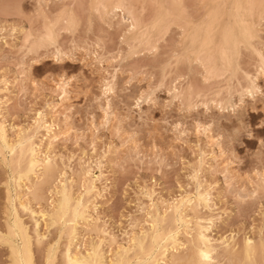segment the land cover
Segmentation results:
<instances>
[{"label":"rangeland","instance_id":"1","mask_svg":"<svg viewBox=\"0 0 264 264\" xmlns=\"http://www.w3.org/2000/svg\"><path fill=\"white\" fill-rule=\"evenodd\" d=\"M5 3L19 7L6 10L3 6ZM37 3L43 6L39 9L42 13L29 23L24 17L36 11ZM89 3V0H0V116L3 115L0 117V124H4L2 125L5 127L6 140H16L17 135L24 137L31 130L29 134L33 133L37 112L42 113L44 122L47 126L49 124L48 129L59 139L53 145L54 148H50L53 150L50 154H53L57 166L56 171L51 174L52 180L42 181L45 184L42 185V178H38V175L36 177L41 183L37 193L41 196L38 197V202L36 199L30 201V204V197H25L24 189L18 190L14 187V171L10 172L0 161V264H14V255L11 252L14 240L9 233L11 217L8 212L7 191L13 196V189H17L16 193L24 195V199L28 200L29 209L37 214L38 211L44 212L52 206L56 198L54 189L59 187L58 183L70 187L75 196L84 186L91 185L90 187L95 189L90 192L91 196L90 193H82L84 200L89 199L87 207L91 208L86 209L84 217L89 215L87 221L91 224L87 225L88 222L85 224L81 219H77L79 222L76 221V228L79 235L71 245V251L83 253L88 249L87 246L98 240L96 245L101 247L99 249L104 253V257L111 258L115 247L125 245L135 232L138 234V231L147 229L150 216L156 213L166 218L169 215L166 209L168 206L175 205L181 198L192 197L196 185V181L191 179L192 172L198 168L201 169L197 180L210 193L209 207L200 210V216L211 217L210 238H232L238 249L245 238L259 245L264 240V192L253 190L256 189L254 182L257 181L258 174L264 172L257 154L260 136L264 135L257 125L264 118V111H254L252 104L254 102L258 109H264V104L260 103L259 98L253 101L244 94L245 103L241 105L237 92L246 86V81L240 78L242 73H255L257 57L253 49L264 55V28H261V16L255 13L250 20L254 25L251 39L253 48L240 46L233 61L234 66L239 68V73L235 75L237 79L229 73L212 78L205 77L194 57L191 66L185 60L179 69L175 67L176 61L172 59V54L183 53L182 45L191 46L188 38H184V33L177 27L172 26L169 29L166 39L161 35L162 30L150 32L147 48V45L133 42L132 35L126 33L128 22L125 15L119 11L109 13L108 16L100 15L93 11ZM144 6L146 9V4ZM184 7L186 14L193 17L203 12L200 0H184ZM66 10L75 14V21L68 27L63 21L56 25L50 24L56 37L58 36L55 48L40 45L30 52L22 49L23 39L29 35V29L32 32L29 40L39 38L44 33L42 19L46 17L53 22ZM146 11L142 13L143 17H149L151 13L149 9ZM73 43L77 45L75 51H72ZM57 48L65 56L72 51V56L57 62L53 59ZM153 48L157 51L153 52ZM98 58L101 60L98 61ZM169 62L171 67H167ZM181 76L184 79H180ZM105 82L110 83L111 87L107 93L103 88ZM62 83L65 89L63 95L57 90ZM257 84L264 86L262 77H258ZM173 86L179 90L186 86L191 87V101L186 104L185 101L170 97L169 92H172ZM228 86L231 87L230 98L225 93ZM219 90L220 93L214 101L222 100L220 108L213 101L215 93ZM141 93L145 94L143 102L134 108L133 105L141 98ZM165 101H171L166 109ZM141 113L145 114L143 119ZM241 114L243 122L253 129L255 140L245 137V152L249 155L245 157V152L237 151L238 159L233 160L229 154L221 155V145L233 123L239 122L238 115ZM153 120L158 122L153 123ZM39 129L31 139L32 143L37 142L35 145L39 144V137L44 133ZM238 148L239 145L236 146V149ZM5 154L3 152L2 156L6 158L7 163L10 156ZM224 169L225 172L222 171ZM225 175L229 177L224 178ZM231 176L233 178H230ZM33 178L32 176L30 180L29 177L27 182L23 180L21 186L29 187L36 180ZM31 187L32 185L29 188ZM146 193L153 200L147 198ZM160 202L168 206L158 205ZM91 204L95 205V210ZM15 206L16 216L30 237L32 263L62 264L61 252L66 242L59 233L62 229L60 222L53 226L54 229L45 227V223L37 217L38 232L47 238L41 240V245L34 246V237L31 235L32 221L27 213L20 211L16 203ZM184 214L186 223L182 226V231L188 233L192 215L188 212ZM93 223L100 232L105 233L104 236H100L99 231L93 228ZM171 225L169 224V227ZM167 227L168 225L165 229ZM110 240H113L112 243ZM177 241L178 246H173V250L172 245L166 246L164 257L160 256V251L156 252L159 264L162 261L167 263L171 251L178 255L190 254L188 247L182 242L181 234ZM164 244L166 243L163 242L162 245ZM49 249L50 251H47ZM258 254L261 253H256L253 264L264 263L262 256ZM236 257L239 262L235 257L236 260L233 258L226 261L225 258L228 257L222 256V264H233V261L234 264L243 263L241 257Z\"/></svg>","mask_w":264,"mask_h":264},{"label":"bare ground","instance_id":"2","mask_svg":"<svg viewBox=\"0 0 264 264\" xmlns=\"http://www.w3.org/2000/svg\"><path fill=\"white\" fill-rule=\"evenodd\" d=\"M89 2H90L89 3L90 6L94 9L93 11L100 13V15L104 14V15L108 16L110 14L116 13L115 11H119L122 15H125L127 18V22H128L126 33L131 34L132 35L131 40L135 43H138V44H144V45L149 44L150 32H152V31H158L159 32V31L163 30L161 28V22H163L165 27L167 26V24H172L173 26L177 27L180 30L183 29L182 32L184 33V38L185 37L188 38V41L191 44H192V36L197 35L198 36V42L195 46V53L196 54L193 56L194 57L193 59L195 61L197 59L199 60V63H197V65L199 64V66H201L205 77L207 76V77H212V78L214 76H221L224 73H229L230 76L235 77V75H237V73H239V68L237 66H234L233 61H234L235 57L237 56L238 49L240 46L253 48L251 46V43H253V42H251V39L253 38V30H254L253 26L254 25L250 22V20L255 13H258V15H260V11H259L258 7L255 10H252V9H249L246 7L249 4H256L258 6L259 0H200V2L202 3L203 12L201 15H196L197 17H193L191 15L186 14L185 7H184V0H89ZM213 3H225L228 5H240V7L238 9L237 8H231L230 9V15L227 13H224L223 11H221V13L219 15H216V14H212L213 10L211 8L203 7V5H211ZM145 4H146V7L149 10H151L150 12L152 13V14L151 13L149 14V17L148 16L143 17L144 14H142L144 12H147L146 10H148L147 8L146 9L144 8ZM148 6H150L151 9ZM40 12H41V10H40ZM45 18L46 17H44V19H42V20H44V21H42V23L44 22V25H43V27H44L43 32L44 33L42 35L45 34V27H46ZM104 18L106 20V17H104ZM193 18H195V19L197 18V19L193 20ZM46 19L48 21V25H50V24L56 25L60 21H63L66 24V26L68 27L74 23L75 14L71 10H66L65 12H62V14L59 17H57L54 21L52 20L53 22L48 20L49 18H46ZM256 22H257V20H256ZM64 23H62V24H64ZM254 32H256V31H254ZM216 34L217 35L219 34L218 38H217ZM28 36L24 37L23 43H22V49H24V51H26V52H30L32 50H35V49H33V48H36L35 46L41 45L40 44V37L41 36L37 39L34 38L33 40H29ZM26 40H27V43H26ZM135 43H132V44H135ZM129 48L130 47H128V49ZM147 48H148V45H147ZM56 50L57 49H55V55H56ZM253 50H254L253 52H255V55L257 57V63H256L257 65L255 66V68H256L255 73H254V75H250V74L245 73L246 71L243 72L240 69V71L243 72L242 77H240V78H243L244 81H246L245 82L246 86L244 88L240 86L241 88L237 92L239 101L241 100V94H246V91H247L248 86H249V81H248L249 76L254 77L256 79V81H257L258 77H262V79L264 80V75L257 76V73L260 71L261 58L264 55L256 49H253ZM88 53L89 52H87V54ZM100 60L98 58V61H100ZM94 62H95V60H94ZM105 68H107V67H105ZM243 79H242V81H243ZM240 84H241V82H240ZM63 85H64V83L60 84L58 86V89H57L60 91V93L62 95L65 94V89H64ZM219 85H221V84H219ZM105 86L106 85H104L103 88H105ZM107 87L110 90V88H111L110 83H107ZM230 88L231 87L228 86L225 90V93L229 98H230V95H232V93H230L231 92ZM238 89H239V87H238ZM216 90H218V89H216ZM172 93H173L174 99L178 98L179 101H185L186 104L190 100L189 96L191 94H193V92H191V94H190L189 86L188 87L186 86L184 89L180 88V90L177 89V87L173 86ZM219 93H220V90L215 93V98L213 97V101L217 98L216 96ZM61 94H59V95H61ZM198 98H200V97H198ZM195 99H197V98H195ZM201 100H203V99H201ZM221 102H222V100L221 101H218V100L214 101V103H216L217 106H219V108L222 105ZM0 109H1V106H0ZM104 113H105V111H104ZM2 116H0V117L2 118ZM44 120L45 119L41 113L40 116H37V119L34 122L35 128H34L33 133L29 134L32 131L31 130L24 137L23 136L20 137L19 135H17L16 140L12 139L13 141L11 140L9 142L6 140V131H5V127L3 126L4 124L3 123H2L3 125L0 124V161L10 170V172L14 171L15 176H14V178L12 177V180H14L16 182L14 187H16L18 190L24 189V191L26 192V194H24L25 197L29 196L31 198V200L29 198V202L30 201L32 202L36 199H38L36 201V202H38L39 201L38 197H41L39 194H38L39 196L37 195L38 191H40L39 187L41 185V183L38 182V179H36L37 175H38V178L40 177L43 179V180L41 179V182L42 181L46 182L45 180H47V181L52 180L51 174L53 173L55 168L57 169V166L55 165V162H54V156L52 157L53 154H50V153H51V151H53V150H51L53 145L59 139H58V136L52 132V130L48 129L49 124L47 126L46 122H44ZM39 128H41L44 133H42L43 135H41V137H39L40 140L37 138L39 140L38 141L39 144L35 145L37 142L34 144L31 142V139L33 138V135L35 134V132L36 131L38 132L40 130ZM11 129H13V128H11ZM37 129H39V130H37ZM9 137L10 136L8 135V138ZM11 137H13V136H11ZM62 137H64V136H62ZM34 139H35V137H34ZM49 149H50V152H49ZM3 152H5L7 155L9 154V156H10L9 161L7 163L5 160L6 158H4L2 156ZM198 161H200V160H198ZM198 161H197V163H199ZM198 165L200 166L201 164L199 163ZM200 169L198 168L197 170L192 172L193 175H192L191 179L193 178L196 181L195 191H194V194H192V197L181 198L175 205H173V204H172L173 206L167 205L168 207L164 206L166 203L165 204H161V202L159 204L157 203L160 206L163 205L164 207H167L166 209H168L169 215L166 218H164V215L161 217L160 215H157L156 213L155 214L157 216H155V214H154V216L153 215L150 216V218H149L150 221H149V224L147 226V229L145 228L146 229L145 231H138L137 232L138 234H136V232H135L136 235L134 234V236H132V238L130 237L131 239L127 240L125 245L120 246V247L117 246V248L115 247V251L113 253L114 255L111 258L110 257L109 258L104 257V255H103L104 253L100 251L101 249H99L100 246L96 245V242H98V240L95 242L96 239L94 240L95 245L91 243V245L87 246L88 249L86 251L83 250L84 251L83 253L71 251V245L73 244V242L75 240L78 239L77 235H79V234H77L78 230L76 228V225H78L76 223L79 222L77 219H81L85 224L88 222L87 218L89 219V215L86 218L84 217V214L86 213V209L88 208L87 205H88L89 199L84 200L82 193L89 194L92 190H95V189H93V187H90L91 185L89 187L84 186L85 188L83 187L82 191L79 192L75 196L72 194L70 187H66V185H61L60 183H58L59 187L54 189L56 198L53 200L52 206H49V210H46L44 212L38 211L37 214L29 209L28 200L24 199L25 198L24 195L23 196L19 195L20 194L19 192L16 193V191H18L17 189H16V191L14 190L15 188L13 189V192H14L13 196L9 193V191H7L8 212H9V216L11 217L10 223H9V233H10L11 237L13 238L12 240H14V244L11 247V252L14 255V264H33L32 259H31L32 253H30V248H29L30 237L27 235L25 227L22 225L21 221L19 220V217L16 216L15 203L17 204V207L20 209V211H22V213L28 214V217H30V220L32 221L31 233H33V234H31V235H33L34 239H32L33 237L31 239L34 240V246L39 245L43 238H45V239L47 238V236L43 237L44 234L41 235V233L39 234V232H38V226H39L38 218L41 219L45 223V227L57 226L60 222V227H62V229L60 230L59 233L61 236H63L65 238V242H66L64 244L63 251L61 250L62 251L61 252L62 264H159V261L156 259V252L160 251V256L164 257L163 255L167 251L166 246L172 245V248H171L172 250H173V246H176V247L178 246L179 242L177 241V238L180 234L182 237V242L188 247L190 254H186V255L184 254L183 255V253H182V255L181 254L178 255L169 249L171 251V253L168 254L169 256L167 258V263H165V262L163 263V261H162L161 264L162 263L163 264H222V261H223V259L221 258L222 256L229 258V259L225 258L226 261H229L230 259H233L234 257L237 258L236 256H238V257H241L243 260V263L240 262V264H246V263L247 264H253V260L256 259L255 255H256V253H259V252L261 254H258V255L262 256V258L261 257L260 258L264 262V242H263L264 240H262V241L260 240L261 242L259 243V245H256L257 243H255V242L253 243V241L250 240L249 238H245V239H243L244 241L242 242L240 249H238L237 244L235 242H233L232 238H223L222 237V238H219L217 240H213L210 238L209 229H210V224H211V220H210L211 217L208 213L207 214L209 215L210 218H208V217L204 218L203 216H200L201 215L200 210H203V209L206 210L209 207L208 204H210V202H211L210 193L208 192L207 188H203L201 186V183H199V180H197V174H198ZM222 171L225 172V169ZM85 172H87V171H85ZM226 174H227V172H226ZM258 175L259 176L257 178V181H255V180H254L255 182L253 181L254 184L256 183L255 184L256 189L253 191L257 190V192H258V190H261L262 192H264V184H262V181L260 179V177H264V172L260 173ZM32 176L36 180H34L35 182L33 184H31L32 182L30 181L31 182L30 184L32 185L31 189L29 188L31 185L29 187H26L25 185L21 186L23 180L27 182L29 177H30V180H32L31 179ZM54 176L56 177L55 174H54ZM226 177H224V178H226ZM230 178H233V177L231 176ZM230 180H228V181L225 180V181L229 182ZM44 182H42L43 183L42 185H45ZM238 182H240V181H238ZM242 183L243 182L241 181V184ZM246 185H247V183H246ZM39 193H41V192H39ZM242 195H243V193H242ZM89 196H91V193ZM145 196L147 198H150V195L147 193L145 194ZM251 196H252V194H251ZM90 198H92V197H90ZM151 199L152 198H150V200ZM150 200H148V201H150ZM31 202H30V204H31ZM90 202H91V199H90ZM91 206H92V204H91ZM92 207L94 209L95 205H93ZM90 208H88V209H90ZM152 208H153V206L151 207V209ZM154 209H155V207H154ZM159 210H160V208H159ZM151 211H153V209ZM155 211H156V209H155ZM185 212L186 213L188 212L192 215V221L190 219L191 223L189 225V232L188 233H186V231L185 232L182 231V228H183L182 226H185V223H186L184 220V218H185L184 213ZM146 214L149 215L148 212ZM161 214H163V212ZM27 221L29 222V220H27ZM89 222L87 225L91 224V223L89 224ZM169 224L170 225L172 224L174 226L172 227V225H171V227H169ZM165 225L166 226L168 225V227L166 229H165V227H166ZM96 226L93 223V228L95 230L99 231V229ZM47 229L45 228V230H47ZM79 229H81V228H79ZM186 229H187V227H186ZM98 233H100V236H101V234H102V236H104L103 234H105V233L100 232V231ZM83 235H85V234H83ZM38 238H39V243L37 242ZM1 239H2V237H1ZM7 239H9V238H7ZM101 240H99V242H101ZM110 241L112 243L113 240H110ZM163 242L166 244L162 245ZM249 242H251V243H249ZM101 245H102V243H101ZM111 246H113V245H111ZM162 248H165V249H162ZM50 249H51V247H50ZM50 249L47 251H50ZM47 253H49V252H47ZM201 253H204V255L207 256V259H205L203 256H201ZM258 257L259 256H257V259H259ZM235 258H234V260H236ZM221 259H222V261H221ZM236 261L239 262V259ZM238 262H236V263H238ZM233 264H234V261H233Z\"/></svg>","mask_w":264,"mask_h":264},{"label":"snow or ice","instance_id":"3","mask_svg":"<svg viewBox=\"0 0 264 264\" xmlns=\"http://www.w3.org/2000/svg\"><path fill=\"white\" fill-rule=\"evenodd\" d=\"M4 8L7 10L9 8H18V5H14V4H7L5 3ZM43 6L42 5H35L36 11L33 13H29L26 17H24L25 19H27L29 21V23H31L32 19L34 17H39L40 12L39 9H41ZM203 7L205 8H211L213 10L212 14H216L219 15L221 13V11H223L224 13H227L230 15V9L231 8H239L240 5H228L225 3H213L211 5H203ZM249 9L255 10L257 9V7L259 8L260 11V16H261V28H264V0H260L259 5L257 6L256 4H249L246 6ZM89 24H91V19L89 20ZM45 34L42 35L40 37V44L42 46L46 45L48 47H56V34L52 31V28L50 25H48V21L45 18ZM172 24H167V26L165 27L163 22H161V28L163 29L161 32V35H163L165 37V39L167 38V35L169 34V29L172 27ZM181 31H183V29H181ZM31 29H29V36L28 39H31ZM198 42V36L197 35H193L192 36V44L191 46L185 44L182 45L181 47L184 48L183 53L181 54H176L173 53L172 54V59H174L176 61V65L175 67L177 69H179L180 64L187 60V63L189 64V66H191V64L193 63V59L192 57L196 54L195 53V45ZM27 43V40H26ZM157 43H159V39L157 40ZM77 48V45L75 43H73L72 46V51H75ZM80 51H84V49H79ZM72 51H70L68 53L67 56H65L58 48L56 50V55L53 57V59L57 60V62H59L61 59H66L72 56ZM153 52H156L157 49L153 48L152 49ZM35 63V61H33ZM82 63H84V61H81ZM195 63H199V60L197 59L195 61ZM171 62H169V65L167 67H171ZM260 75H264V56H262L261 58V64H260V71L257 73V76ZM180 79H184V77H180ZM248 81H249V86L248 89L246 91V95L248 97H250L253 101H255L257 98L260 99V103L264 104V86H258L257 85V81L254 77L249 76L248 77ZM105 88H104V92L107 93L109 91V88L107 87V82H105ZM35 87V85H34ZM191 87L189 88V91H191ZM151 92V90H150ZM145 94L141 93V98L137 99L135 101V104L133 105L134 108L139 107L141 105V103L143 102V96ZM169 96L172 97L173 93L169 92ZM171 101H165L164 102V108L166 109L168 104ZM245 103L244 101V94H241V105H243ZM252 109L254 111H264V109H258L257 105L253 102L252 104ZM37 116H40V113L37 112L36 113ZM162 117L164 115V113H161ZM141 117L142 119L145 117L144 113H141ZM238 121L239 122H234L232 127L229 129V131L227 132V134L224 136V143L221 145V155H225V154H229L231 155L233 160H237V151L239 152H245V147L246 144L244 143L245 141V137H247L248 140H255V135L253 132V129L249 126H247L244 122H243V116L238 115ZM158 121L153 120V123H157ZM258 128H260L262 130V132H264V118H262L259 122V124L257 125ZM239 145V148L236 149V146ZM233 149H236V151H234ZM257 154L259 155L260 161H261V167H264V135L260 136V140H259V146L257 149ZM249 154L247 152H245V157H247ZM256 155V154H253ZM227 178V177H226ZM262 184H264V177H260ZM255 195V193H253V196ZM239 198V197H237ZM37 242L39 243V238L37 239ZM251 243V242H249ZM201 256H203L205 259H207V256L204 255V253H201Z\"/></svg>","mask_w":264,"mask_h":264}]
</instances>
